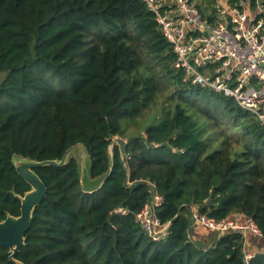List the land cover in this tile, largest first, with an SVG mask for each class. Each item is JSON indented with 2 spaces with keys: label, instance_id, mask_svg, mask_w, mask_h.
I'll list each match as a JSON object with an SVG mask.
<instances>
[{
  "label": "trees",
  "instance_id": "1",
  "mask_svg": "<svg viewBox=\"0 0 264 264\" xmlns=\"http://www.w3.org/2000/svg\"><path fill=\"white\" fill-rule=\"evenodd\" d=\"M174 59L144 0H0V221L31 189L16 157L60 160L79 143L100 180L84 189L71 155L35 167L46 194L0 264H245L241 232L208 229L204 244L190 215L250 218L262 235H246L264 240V127L183 81ZM152 184L168 224L158 241L136 221ZM250 264H264L263 249Z\"/></svg>",
  "mask_w": 264,
  "mask_h": 264
},
{
  "label": "built area",
  "instance_id": "2",
  "mask_svg": "<svg viewBox=\"0 0 264 264\" xmlns=\"http://www.w3.org/2000/svg\"><path fill=\"white\" fill-rule=\"evenodd\" d=\"M144 1L172 45L173 66L183 81L231 98L264 127V0H225L201 10L197 0ZM151 190L152 198L136 213V221L158 241L168 234V224L156 214L162 197L153 184ZM114 213L127 214L128 209L118 207ZM190 219L191 225L220 234L241 232L244 247L247 232L262 235L250 218L215 219L192 208ZM254 256L245 250V264Z\"/></svg>",
  "mask_w": 264,
  "mask_h": 264
},
{
  "label": "water",
  "instance_id": "3",
  "mask_svg": "<svg viewBox=\"0 0 264 264\" xmlns=\"http://www.w3.org/2000/svg\"><path fill=\"white\" fill-rule=\"evenodd\" d=\"M76 148L81 151L83 157L86 151L82 144L78 143L66 149L60 160L34 161L20 157L17 160L14 158L16 171L30 185L31 189L20 196V214L18 216L8 214L4 220L0 221V246L10 250V259H14L15 254L24 244L25 233L30 226L34 208L42 201L47 191L34 168L45 165L62 166ZM80 184L83 187L82 174H80Z\"/></svg>",
  "mask_w": 264,
  "mask_h": 264
},
{
  "label": "rangeland",
  "instance_id": "4",
  "mask_svg": "<svg viewBox=\"0 0 264 264\" xmlns=\"http://www.w3.org/2000/svg\"><path fill=\"white\" fill-rule=\"evenodd\" d=\"M225 0H197L198 3L201 4V2H205V4H209L208 2H210V5L214 2H224ZM211 101L214 100V95L212 94L211 96ZM199 104H201L200 101H198ZM71 156H74L76 158V160L78 161V164H79V170H80V174L83 175V188L84 189H88L89 187H97L100 180L97 179V178H91L90 174H89V168H90V164H91V160L88 156V154L85 152L84 156L82 157V153L81 151L76 148L74 151L71 152L70 154ZM19 157H16L15 159L17 160ZM192 226H195V225H192ZM192 230H194V227L191 228V232H190V235L193 236V232ZM209 234H212V237H214V233H204V232H199V236H202V237H208ZM197 235V234H196ZM248 239V236L246 237ZM201 239V238H200ZM211 240L208 239V241H205L204 243L207 244V242H209ZM201 242V241H200Z\"/></svg>",
  "mask_w": 264,
  "mask_h": 264
},
{
  "label": "crops",
  "instance_id": "5",
  "mask_svg": "<svg viewBox=\"0 0 264 264\" xmlns=\"http://www.w3.org/2000/svg\"><path fill=\"white\" fill-rule=\"evenodd\" d=\"M194 227V235L193 237L198 239L199 241H201L202 243H204L205 241H208V239H212V234H209L208 237H202V236H199V232H204V233H209L211 231H209L208 229L206 228H203L202 226H198V225H195V226H192ZM197 234V235H196ZM248 236V239L246 238ZM201 238V239H200ZM209 243V242H207ZM205 244V243H204ZM245 245H246V250L247 251H251V252H255L256 250H259V249H263L264 250V240H262L261 238L259 237H256L254 234L252 233H249L245 236Z\"/></svg>",
  "mask_w": 264,
  "mask_h": 264
}]
</instances>
